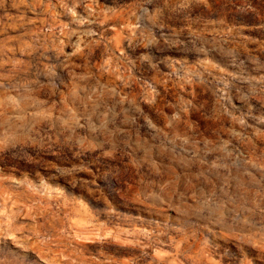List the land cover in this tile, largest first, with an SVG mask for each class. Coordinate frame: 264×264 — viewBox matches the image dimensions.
<instances>
[{"label": "rangeland", "instance_id": "1", "mask_svg": "<svg viewBox=\"0 0 264 264\" xmlns=\"http://www.w3.org/2000/svg\"><path fill=\"white\" fill-rule=\"evenodd\" d=\"M0 264H264V0H0Z\"/></svg>", "mask_w": 264, "mask_h": 264}]
</instances>
